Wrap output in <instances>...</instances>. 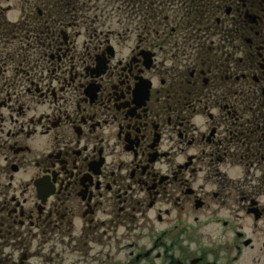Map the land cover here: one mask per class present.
<instances>
[{"label": "flooded vegetation", "instance_id": "1", "mask_svg": "<svg viewBox=\"0 0 264 264\" xmlns=\"http://www.w3.org/2000/svg\"><path fill=\"white\" fill-rule=\"evenodd\" d=\"M114 2L0 0V264H264V0Z\"/></svg>", "mask_w": 264, "mask_h": 264}, {"label": "trees", "instance_id": "2", "mask_svg": "<svg viewBox=\"0 0 264 264\" xmlns=\"http://www.w3.org/2000/svg\"><path fill=\"white\" fill-rule=\"evenodd\" d=\"M156 1H160L162 10L172 11L175 21L184 28L205 25L213 10V3L216 2V0H128V5L132 11L147 12L150 9L143 2L151 6Z\"/></svg>", "mask_w": 264, "mask_h": 264}, {"label": "rangeland", "instance_id": "3", "mask_svg": "<svg viewBox=\"0 0 264 264\" xmlns=\"http://www.w3.org/2000/svg\"><path fill=\"white\" fill-rule=\"evenodd\" d=\"M117 2H114V5H113V8L115 9V20H114V23H115V26H118L117 24V20L119 19L120 15L118 13V11L120 10V4H116ZM122 10V9H121ZM123 13V12H122ZM142 242V241H141ZM143 243V242H142ZM112 254L117 257V254H118V246L115 245L114 246V250H112ZM127 252L128 251H123L122 252V255H120L119 258L117 259H122V257H124L125 259L126 258V255H127ZM95 252H91L90 253V257H86L85 255H82V256H74V257H67L66 259V264H93L91 262V259H92V255H94ZM87 260V261H86ZM160 263L162 264V262L160 261ZM139 264H144V263H139ZM166 264V262L164 263Z\"/></svg>", "mask_w": 264, "mask_h": 264}]
</instances>
